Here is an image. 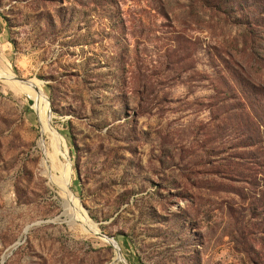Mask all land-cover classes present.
I'll use <instances>...</instances> for the list:
<instances>
[{"label":"rangeland","instance_id":"obj_1","mask_svg":"<svg viewBox=\"0 0 264 264\" xmlns=\"http://www.w3.org/2000/svg\"><path fill=\"white\" fill-rule=\"evenodd\" d=\"M0 264H264V0H0Z\"/></svg>","mask_w":264,"mask_h":264},{"label":"bare ground","instance_id":"obj_2","mask_svg":"<svg viewBox=\"0 0 264 264\" xmlns=\"http://www.w3.org/2000/svg\"><path fill=\"white\" fill-rule=\"evenodd\" d=\"M30 88L34 91V96L36 98V101L38 103V107H39V111H40V115L43 121V132L45 133L47 131V127H48V116L46 114V100L45 97L43 95V93L37 89H33L32 86H30ZM32 93V92H30ZM48 112V110H47ZM50 122V121H49ZM60 157V156H59ZM54 164V163H53ZM61 164V163H60ZM57 165V164H56ZM64 165V164H63ZM55 168V167H54ZM64 168V167H63ZM66 168V167H65ZM56 169V168H55ZM59 169V168H58ZM62 169V168H61ZM65 172V171H64ZM60 173V172H59ZM69 173V172H68ZM62 174V173H61ZM60 174V175H61ZM54 181V180H52ZM54 183V182H53ZM56 184L60 187L61 189V195L63 197L64 200V206L65 208H67V210L71 211L72 208V199L71 197L74 196V194L72 193L71 189L68 186V182L66 180V178L64 176H62L59 180H57ZM74 198V197H73ZM74 208V206H73ZM88 224V223H87ZM90 226V225H89ZM119 258V257H118ZM121 259V258H120ZM119 261V260H118Z\"/></svg>","mask_w":264,"mask_h":264},{"label":"water","instance_id":"obj_3","mask_svg":"<svg viewBox=\"0 0 264 264\" xmlns=\"http://www.w3.org/2000/svg\"><path fill=\"white\" fill-rule=\"evenodd\" d=\"M20 79V78H19ZM21 81H25L23 78H21L20 79ZM27 84H29L30 86H32V83L31 82H29V81H25ZM108 238H111V239H114L113 237H108ZM115 240V239H114ZM117 249H118V252L121 254V252H120V249L118 248V246H117Z\"/></svg>","mask_w":264,"mask_h":264},{"label":"trees","instance_id":"obj_4","mask_svg":"<svg viewBox=\"0 0 264 264\" xmlns=\"http://www.w3.org/2000/svg\"><path fill=\"white\" fill-rule=\"evenodd\" d=\"M234 18H235V20H237L238 23H242V24L245 23V22H242V21H241L242 19H240V16H239V15H235ZM250 22L253 24V21H250Z\"/></svg>","mask_w":264,"mask_h":264}]
</instances>
